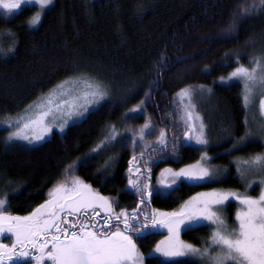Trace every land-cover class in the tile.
<instances>
[{
  "label": "trees",
  "instance_id": "obj_1",
  "mask_svg": "<svg viewBox=\"0 0 264 264\" xmlns=\"http://www.w3.org/2000/svg\"><path fill=\"white\" fill-rule=\"evenodd\" d=\"M34 13L27 7L11 18L0 14V117L23 111L71 76L96 78L107 96L84 119L38 146L8 141L0 128V198H7L10 215H30L57 184L70 185L76 177L112 200L115 212L131 213L140 195L129 188L130 167H141L142 181L151 168L148 182L159 187L165 168L178 171L205 152L214 179L185 183L170 196L154 194L150 204L140 206L143 211H177L198 193L247 191L255 198L264 190L259 179L242 175L244 161L264 148L262 139L254 140L259 133L253 125L264 122L259 107L264 95H251L246 105L244 81L230 79L239 65L264 57L259 0H54L41 23L30 28ZM185 88L192 90L194 115L201 118L194 122H203L207 145L185 141L181 116L188 100L181 103L177 96ZM137 105L141 110L132 112ZM149 120L155 134L139 140L136 134ZM160 129L168 147L153 153L148 145L160 147L155 143ZM110 135L115 138L108 140ZM226 205L233 219L241 206ZM213 230L206 223L188 235L209 239ZM162 235L137 239L144 264H199L192 257L166 261L156 255Z\"/></svg>",
  "mask_w": 264,
  "mask_h": 264
},
{
  "label": "snow or ice",
  "instance_id": "obj_2",
  "mask_svg": "<svg viewBox=\"0 0 264 264\" xmlns=\"http://www.w3.org/2000/svg\"><path fill=\"white\" fill-rule=\"evenodd\" d=\"M53 3L54 0H0V12L5 16H12L22 6H38L39 11L28 21V26L35 28L40 24L45 10ZM259 7L264 10V0H259ZM244 11L247 13L250 9ZM231 78L244 81L243 99L246 105L251 102L253 85L258 83L264 95V57L255 59L248 67L239 65L231 73ZM77 85H82L79 91ZM106 94L101 83L87 78L64 81L40 103L25 109V114L14 121L17 130L7 139L29 140L27 131H31L32 140H43L52 131L51 125L47 123L49 117L53 121L58 116L62 118L59 128L63 132L68 119L76 117L73 123L84 119L88 106L98 104ZM177 96L181 103L188 100L181 116L187 128L184 132L185 141L194 140L198 145H207L203 122L199 125L194 122L201 118L198 114L194 115L192 90L181 89ZM143 103L141 101V105ZM259 107L261 115H264V98L259 100ZM140 110V105L131 109L132 112ZM64 117L68 119H63ZM146 133L155 134L150 120L136 135L139 140H143ZM114 138L110 135L108 140ZM105 143L107 141L102 142L99 147H103ZM133 143H137V140H133ZM155 143L160 147L148 145L153 153L166 151L168 140L165 130H159ZM172 154H177L175 141L172 144ZM164 159V156L160 157V160ZM208 159L205 152L196 163L178 171L165 168L156 181L159 187L148 182L151 180V168L147 169L149 175L142 181L140 177L144 173L141 167H136L135 171L130 167L129 172L136 178L129 177V188L140 195V203L131 213L126 210L115 212L112 200L100 195L78 177L71 180V187L67 181L57 184L49 193L50 198L28 216L10 215L7 198H0V237L5 233L15 237V243L11 246L0 243V264L27 261L29 258L35 264H45V261L51 264H144V256L136 241L147 239L149 235L163 234L161 230L167 234L156 244L154 251L166 258L194 256L200 257L205 264H264V190L255 198L247 191L243 194L235 191L198 193L185 201L179 210L172 212L151 209L150 213H146L140 207L150 204L154 194L170 196L172 191L185 183L198 184L214 179L207 165ZM136 160L134 156L133 161ZM244 163L264 165V157L257 156ZM147 164L148 161L145 160L144 165ZM260 184L264 185V179ZM247 187L251 188L252 184ZM232 201H238L241 207L230 225L225 205ZM100 212L104 216L98 219ZM68 217L73 219L69 220ZM201 221L209 222L215 227L210 235V244L198 248L183 241L180 236L181 232L191 230L193 224ZM29 246L38 254L33 255ZM17 247L20 249L18 252Z\"/></svg>",
  "mask_w": 264,
  "mask_h": 264
},
{
  "label": "rangeland",
  "instance_id": "obj_3",
  "mask_svg": "<svg viewBox=\"0 0 264 264\" xmlns=\"http://www.w3.org/2000/svg\"><path fill=\"white\" fill-rule=\"evenodd\" d=\"M52 5H53V4H52ZM52 5H51V6H52ZM51 6H50V7H51ZM27 7H28V6H22V9H26ZM50 7H48V8L45 10V12H46ZM32 8H35V13H36V11H39L38 6H32ZM22 9H21V10H22ZM21 10H20V11H21ZM20 11L16 12L14 15H16L17 13H19ZM45 12L43 13V15H42V17H41V20H42V18H43V16H44ZM35 13H34L33 15H35ZM0 14L3 15V16H5V15L3 14V12H0ZM14 15H12V16H5V17L11 18V17H13ZM40 23H41V22H40ZM37 26H38V25H37ZM37 26H36V27H37ZM77 78H87V79H89V80H93V81H96V82L101 83V82L98 81L96 78H94V77H92V76H89V75H87V76H86V75L71 76V77H68V78L62 80V81L59 82L58 84H56L54 87H52V88H51L50 90H48L46 93H44L43 95H41L36 101H34L33 103H31L30 105H35V104L40 103V102H41L46 96H48L49 93H51L53 90H57V86L60 85L61 83H63L64 81H68V80H76ZM101 84H102V83H101ZM102 86H103V84H102ZM253 86H254V87L256 86V89L253 88V91H252V93H251L252 96H254L255 93H257V95H258V94H259V95L262 94V89H261V87H260V85H259L258 83L255 84V85H253ZM81 88H82V85H77V91H79ZM103 88H104V86H103ZM104 89H105V88H104ZM255 90H256V91H255ZM105 91H106V90H105ZM106 93H107V92H106ZM251 95H250V96H251ZM106 96H107V94H106ZM106 96H105L103 99H101V100L99 101L98 104H90V105L88 106V112H89L90 110L96 108L97 106H99V105L105 100ZM30 105H29V106H30ZM29 106L26 107L25 109H28ZM25 109H24L23 111H21V112L16 113V114H9V115H5V116L0 117V128H3V129H6V130H7V138L9 137V135H10L12 132H14V131L17 130V126L15 125L14 121H15L19 116L25 114ZM88 112L85 113V116L87 115ZM29 114H31V110H30V113H29ZM63 119H68V118H67V117H64ZM74 120H76V117H72V118L68 119V123H67V125L65 126L64 131L67 129V127H68L69 125L73 124V121H74ZM78 121H80V120H78ZM78 121H77V122H78ZM47 123H49V124L51 125V127H52V131L49 132V133L45 136V138H44L43 140H41V141H35V140H32V139H31V138H32V132H31V131H27V134L29 135V140L13 138L11 141H16V142L22 143V144H24V145H27V146H29V147H34V146H38V145L44 143L46 140H48V139L53 135L54 132L62 133V132L60 131V128H59V125L62 123V118H60V117L58 116V118L55 119V120L53 121L52 118L49 117ZM253 125L255 126L257 133H259V134L256 136L257 139H254V140H259V141H261V139H262V143L264 144V122H261V124H260V123H259V124H255V123H253ZM64 131H63V132H64ZM7 140H8V139H7ZM8 141H9V140H8ZM30 141H31V142H30ZM259 156L264 157V148H263L262 152H260V155H259ZM242 173L246 174V176H248L249 178H251V179H253V180H255V179H259V180L261 181L262 179H264V165H261V164H257V165H247V164H246L245 167L242 168ZM251 184H255V181H253ZM69 187H71V184L69 185ZM99 194H100V193H99ZM100 195H101V194H100ZM102 196H103V195H102ZM49 198H50V197H49ZM226 206H227V205H226ZM178 210H179V209H178ZM97 211H100V210L97 209ZM100 215H103V216H104V213H103V212H100ZM21 217H23V216H21ZM234 220H235V213H234V217H233V219H228V223L231 225V224L234 222ZM206 223H207V224H210L209 222L201 221V222H199V223H195V224H193V225L191 226V228H195V227H198V226H201V225H204L205 228H206ZM214 227H215V226H214ZM161 232H163L164 235H162V237H161L160 240H163V239L165 238V236H166L167 233H166V231H164V230H161ZM188 232H189V230H188V231L185 230V231L181 232V236H180V238H181L183 241H185V242H187V243H191V244H193L194 246H196V247H198V248H203V247H205V246H207V245L210 244V238L207 239L206 236H205V237H201V236H199V235H198V236L195 235V236H191V237H190V236L188 235ZM191 232H192V231H190V233H191ZM5 236H10L12 240L5 241V240H4V237H5ZM160 240H159V241H160ZM0 243L8 244L9 246H11V244L15 243V237L12 236L10 233H5L3 237H0ZM158 243H159V242H158ZM158 243H157V244H158ZM16 251H17V252L20 251L19 247H17ZM156 255H158L159 257H161L162 259H164V260H166V261H173V260H177V259H180V258H184V257H175V258H171V259H170V258H166V257L161 256L159 253H157ZM185 257H192V258H194L199 264H205V262H204L203 260H201L200 257H194V256H185ZM15 263H17V262H11V261L9 262V264H15ZM32 263L35 264L34 261H32ZM45 264H51V262H49V261H45Z\"/></svg>",
  "mask_w": 264,
  "mask_h": 264
},
{
  "label": "flooded vegetation",
  "instance_id": "obj_4",
  "mask_svg": "<svg viewBox=\"0 0 264 264\" xmlns=\"http://www.w3.org/2000/svg\"><path fill=\"white\" fill-rule=\"evenodd\" d=\"M102 217H103V215H100V217H98V219H101ZM68 219L71 220V219H73V218H72V217H68ZM140 219H141V218H140ZM142 219H143V217H142ZM142 219H141V220H142ZM101 222H102V221H101ZM121 227H123V226L121 225ZM4 240H5V241H9V240H12V239H11L10 236H5V237H4ZM29 251H33V250L31 249L30 246H29ZM36 254H38V253H35V252L33 251V255H36ZM30 260H31V258H29L27 261H30ZM20 262H21V261H20Z\"/></svg>",
  "mask_w": 264,
  "mask_h": 264
}]
</instances>
